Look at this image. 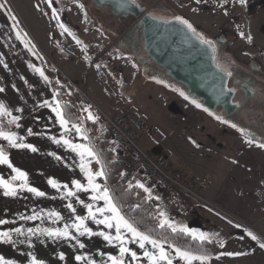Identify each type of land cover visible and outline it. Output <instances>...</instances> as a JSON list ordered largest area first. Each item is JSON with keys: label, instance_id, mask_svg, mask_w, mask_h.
<instances>
[{"label": "crops", "instance_id": "obj_1", "mask_svg": "<svg viewBox=\"0 0 264 264\" xmlns=\"http://www.w3.org/2000/svg\"><path fill=\"white\" fill-rule=\"evenodd\" d=\"M188 4H194L196 10L191 9L190 12H186ZM171 5L177 7V14L184 15L188 23L199 25L200 33L204 35V38L207 34L213 35L225 28L220 25L211 26L221 19L217 10L224 3L221 4L219 0L208 6H197L193 0H174ZM105 8L107 7H104V10L108 12V8ZM68 17L71 18V15ZM210 19L212 20L209 22L210 26L217 29L213 32L205 27ZM246 20L247 25L244 30H240V34L236 33L242 38L248 37L249 34L248 19L246 18ZM116 31L119 32L118 36L112 40L107 51L109 53L114 50L122 51L123 56H114L115 52L112 54L115 58H120L125 69L130 73L135 71L134 74H136L137 67H134L132 61L118 45L122 38L120 26L116 27ZM17 34H19V38H17ZM51 34L49 38L45 39L41 36L38 37L35 32H33V38L29 34L26 35L7 1L0 0V89H3L0 91V103H3L7 113H10L0 114V117L14 126L12 131L6 133H15L17 138H23L19 142L31 144L37 150L33 152L30 149L12 148L3 138H0V149L8 155L14 168L27 174L29 187L45 193L42 197L36 196L27 189L21 190L17 187L16 196H5L4 189L0 188V220L6 221V223L0 224V232H8L11 238L9 241L0 239V257H3L5 261H11L12 264H31L33 258L41 264H89V261H92L93 264H111L108 258L120 256V244L115 239L109 243L100 233L115 237V227L107 228L104 224L96 222L111 213L105 212L102 215L97 213L94 219L89 217L86 205L91 204L95 211L97 208L105 207V202L91 199L97 193L91 190H77L73 186L72 181L74 180L85 187L88 186V182L85 174L80 170L82 163L80 156L63 141L68 140L71 145L87 144L82 142L81 132L78 133L72 127L74 124L67 123L62 127L56 113L52 110L58 104L56 95L58 91H62V86L58 81H55V76L49 77L46 74L45 69H51L42 61L41 54L43 52L41 53V51H48L64 67L67 65L68 55L62 51V48L58 49L56 46L57 43H60V33L52 30ZM66 36L70 43H73L74 48L82 50L80 42H77L76 38L70 36L68 32ZM254 48L263 47L260 45ZM103 56L104 54H102ZM87 57L90 58V56L84 55V58ZM67 76L70 83L73 84L72 88L74 86L86 91L85 85L80 79L68 74ZM148 78L150 79L147 82L164 91L172 92L160 80ZM63 83L64 85L68 84ZM174 94L178 100H182L176 93ZM165 99L164 106L168 107L170 102H168L167 96ZM96 101L102 106L101 102ZM181 104L183 103L181 102ZM192 114V116H198L195 111H192ZM13 117H19V120L12 123ZM95 122L101 125L100 120L96 119ZM17 125L19 126L17 127ZM75 125L80 128L79 124ZM29 130H31V134H29ZM219 130L218 125L211 124L204 132H212L216 136ZM152 138L153 134L140 140L142 148L147 152L152 148ZM215 138H208L204 146L210 150H215L217 146L219 149L216 151H223L225 148L223 143L216 141ZM244 152L252 162V170L256 171L250 173L248 169H237L235 171L225 170L220 176L216 173L209 174L210 182L202 191L203 200L188 197L191 205L190 210H195L196 213L176 222L178 225L175 226L176 230L188 229L186 233L197 239L201 233H204L207 234V238L204 240L215 241L218 244V252L209 256L203 264H264V248L260 247L261 244H264V166L259 163V160L257 161L264 156V147L252 143V146L249 149L245 148ZM166 156L175 168L182 169L190 177L195 179L207 177V175H195V169L190 166L187 160L167 154ZM84 163L93 173L101 170L100 164L96 163L95 159L86 157ZM142 174L137 173L136 185L142 179ZM14 175L15 173L7 165H0V179L13 186H18L22 181L13 180ZM243 178L247 179L242 185H239V180ZM49 179L56 181L58 187L53 188L48 183ZM95 183L101 186V190L105 188L104 176L96 177ZM68 191H72L74 195L67 196ZM258 191L262 192L261 196L257 195ZM160 198L162 203H166L169 199L172 200L177 214L182 213L176 198L164 192L161 193ZM69 204L75 211L68 208ZM52 212L58 213L59 219L51 216ZM33 216L37 218L28 219ZM77 217L84 218V225L91 230L90 235H79L72 227L77 222ZM160 223L168 226L165 222L160 221ZM66 225L69 232L68 238L49 237L41 231L43 229L63 230ZM16 228H20L24 234L16 233L14 231ZM29 228L37 230L36 234H29L27 232ZM122 233L125 239L124 246L130 249V252L137 254L133 259L130 253H126L124 255L125 264H149L147 258L144 257V251L157 252V250L149 244L141 249L138 243L133 242L129 233L124 230ZM248 233L257 239L253 240ZM81 244L83 247H80ZM161 244L172 258L173 264H184L174 252L176 247L166 246L162 242ZM61 255H63V259L60 258ZM77 256L85 259L77 261ZM193 264H201V262L193 261Z\"/></svg>", "mask_w": 264, "mask_h": 264}, {"label": "rangeland", "instance_id": "obj_2", "mask_svg": "<svg viewBox=\"0 0 264 264\" xmlns=\"http://www.w3.org/2000/svg\"><path fill=\"white\" fill-rule=\"evenodd\" d=\"M6 1L25 34H29L31 38L34 36L33 32L44 39L52 35V30L60 33V43H57L56 46L58 49L62 48L63 50H61L68 55L65 67L62 63H58L48 51L40 50L41 53L43 52L41 54L42 61L49 65L52 71H55L53 70L54 66L49 63L48 59L59 68L60 77L55 76L54 79L56 82L58 81L60 86L66 80L62 75H72L82 81L87 95L103 110L110 113H127L132 117H142L153 126L152 148L148 153L153 155L163 152L172 157L177 156L179 159H185L195 169L194 174L197 176L207 175L208 182H210L209 174L211 173L220 176L225 170L248 169L250 173L256 171L252 170V162L244 152L245 148L249 149L252 146V142L239 134H230V131L229 134L218 132L215 140L223 143L224 150L216 151L219 149L217 146L215 150L205 147L208 138L206 133L202 131V126L208 129L211 124H215L214 122L192 105L183 100H178L174 92L169 93L147 82L150 78L145 75L135 61H132V64L137 67L138 72L136 74H134L135 71L130 73L125 69V66H122L120 58L114 57L123 56L122 51H112L115 52L114 56L112 52L107 51L112 40L118 36L117 33L119 32L116 31V27L125 24L124 22L118 25L116 21H123L124 18L111 16L104 10V7H96L91 0ZM133 1L147 9L152 16L163 20H171L180 15L177 14V7L171 5L174 0ZM219 2L224 3L217 10L221 19L211 26L220 25L240 34V29L235 28L232 23V15L238 12L248 19V37H251L249 41L248 37L241 38L242 36H238V40L247 46L262 45L264 48V0H244L243 3L240 0H219ZM191 9L196 10L194 4H188L185 11L190 12ZM68 15H71L72 19ZM211 21V19L207 21L205 27L213 32L217 29L210 26L209 22ZM189 24L200 27L191 22ZM130 25L131 22L121 31V42ZM65 29L70 36L80 42L83 51L74 48L73 43H70L68 36H66ZM117 30L119 31V29ZM28 39L30 40V38ZM102 54H104L103 57ZM84 55H88L90 58H84ZM67 78L69 77L67 76ZM69 85L73 84L69 83ZM73 90L78 97H75L71 89L64 87V85L60 92L65 100L75 104L78 113L93 128L94 135L105 140L106 146L115 153L116 150L112 142L105 138L102 124L95 122L97 118L79 99V93L74 86ZM166 96L170 102L168 107L164 106ZM96 100L101 102L102 106ZM192 111L198 113V116H192ZM89 114L94 119H89ZM168 160L170 161V159ZM258 160L264 166V156ZM141 178L139 184L144 185L143 190L146 195L160 200L161 189L150 180L148 175L142 174ZM246 179L239 180L238 184L242 185ZM160 212L164 214L159 216L160 221H166L168 226L173 225L174 227L178 226L177 221L191 217L196 213L194 210L189 215H183L181 212L177 214L170 199L166 203L163 202V208Z\"/></svg>", "mask_w": 264, "mask_h": 264}, {"label": "water", "instance_id": "obj_3", "mask_svg": "<svg viewBox=\"0 0 264 264\" xmlns=\"http://www.w3.org/2000/svg\"><path fill=\"white\" fill-rule=\"evenodd\" d=\"M91 1L96 7H108L114 16L130 20L127 33L135 53L131 56L129 50L123 52L142 70L143 66L156 69L155 79H172L186 89L190 99L209 110H218L219 114L247 97L240 83L216 65L212 46L201 43L197 35L200 27L193 26V33L176 18L154 17L133 0ZM178 17L188 22L184 15Z\"/></svg>", "mask_w": 264, "mask_h": 264}, {"label": "snow or ice", "instance_id": "obj_4", "mask_svg": "<svg viewBox=\"0 0 264 264\" xmlns=\"http://www.w3.org/2000/svg\"><path fill=\"white\" fill-rule=\"evenodd\" d=\"M240 2L243 3L244 0H240ZM13 19H15V18L13 17ZM176 20L179 23L183 24L189 31L195 33V29L193 28V26L191 24H189L186 20H182L180 17H176ZM61 27H64V26L61 25ZM65 31H67V29H65ZM241 35H243V34H241ZM17 38H19V34H17ZM247 39L250 41L251 37H248ZM200 40H201V43H205V44L210 43L209 41H207L203 38H200ZM229 75H230V73H229ZM0 91H3V89H0ZM181 95H183V93H181ZM185 98L187 99V97H185ZM193 103H195V101H193ZM196 107L199 108L200 105L196 104ZM52 110H53V112L56 113L57 119H58L59 123L61 124V126L62 127L65 126L68 123V121L64 119L63 114L60 111V106L57 104V106L55 108H53ZM0 114H10V113H7V110H6L3 103H0ZM217 118L219 119V117H217ZM89 119H94V117H92L91 114H89ZM17 120H19V117H13L11 122L15 123ZM222 122L227 123V121H222ZM18 126L19 125H17V127ZM231 126L234 128L236 127L235 124H232ZM72 127L75 128L78 133L81 131V129L79 127H77L76 125H73ZM29 134H31V130H29ZM0 138H3L4 140H6L9 144V146L12 148L30 149L33 152H35L37 150L31 144H25L23 142H19V141H22L23 138L22 137L17 138L15 133H6L4 131H0ZM56 142L59 143V141H56ZM63 142L65 144H68L69 147H71L73 149V151H76L77 154L80 156L81 161H82V163L80 165V170H81V172H83L85 174V176L87 178V182H88V186L85 187L80 182L74 180V181H72L73 186L77 190H83V191L91 190L92 192L97 193L96 195H93L91 197L92 200H103L105 202V207L97 208V209H95V211H93V206L91 204L86 205V207L88 208V211H89V217L94 219L97 213H100L101 215L105 212L111 213V215L105 217L104 219L96 221L97 223L104 224L107 228L115 227V231H116L115 237H112V236L104 234V233H100V235H103L104 239L106 241H108L109 243H111L113 241V239H115L120 244V248H119L120 256L119 257L110 256L108 258L109 261L111 262V264H125L124 255L126 253H130V255L132 256L133 259H135L136 255H137L135 252H130V249H128L127 247L124 246L125 239H124L122 230L129 233L132 237L133 242L138 243L139 247L141 249H144L146 244H149L152 246L153 249L157 250V252L144 251V257L147 258V260L149 261V264H173L172 258L164 250L161 242L157 239L152 238L149 234H146L145 232L138 230L137 227H135L133 225V223L129 222L123 215H121L117 206L113 203L112 198L109 196L108 189L105 187L101 190V186L98 185L97 183H95V178L104 176L105 173H104L103 169L93 173L91 170L88 169L87 164L84 163V160L86 157H90L92 159H95L96 163H98V164L100 163V160L98 159V157H97L96 153L93 151V149L88 145H80V144L71 145L68 140H64ZM249 142H251V141H249ZM260 147H264V144L260 145ZM0 165H7L8 168H10L13 173H15V175L12 177L13 180L22 181V183H20L18 186H13L11 183H8L5 180L0 179V188L4 189V195L5 196H16L17 195V187H19V189H21V190L27 189V191L34 193L36 196L42 197L45 195L44 192L38 191L36 188L28 186L27 174L18 168H14L13 165L11 164L10 160H9L8 155L2 149H0ZM48 183L53 188L58 187L56 181H54L52 179H49ZM137 187L144 188V185L138 184ZM145 191H147V189H145ZM66 195L71 197L74 195V193L72 191H68L66 193ZM68 208L75 211V209L72 207L71 204L68 205ZM50 215L59 219V214L56 212H52V213H50ZM160 215L163 216L164 215L163 212H161ZM36 218H37L36 216H33V217H29L28 219H36ZM4 223H6V221L0 220V224H4ZM165 223H166V221H165ZM72 227L76 230V232L79 235H85V234L90 235L91 234V230L84 225V218H82V217H77V222L75 224H73ZM169 227H172L173 231L176 230L173 225H169ZM67 228H68V226L66 225L65 229H63V230H60V229H43L41 231L44 234L48 235L49 237H65V238H68L69 232H68ZM81 229H82V231H81ZM14 231L20 235L24 234L20 228H16V229H14ZM182 231L188 232V229H182ZM27 232L29 234L35 235L37 230L29 228V229H27ZM248 235L251 236V238L253 240L257 239V237H255L251 233H248ZM206 238H207V234L201 233L199 235V239H201V240H204ZM0 239H2L4 241H9L11 238H10L8 232H0ZM80 247H83V244H81ZM169 247H173V246L169 245ZM260 247L264 248V244H261ZM174 252H175L176 256L184 262V264H193V261H200L201 264H203V262L208 259V257L206 255H197V254H194L190 250H181L180 248H174ZM229 255H232V254L229 253ZM60 258L63 259V255H61ZM81 259H85V258H83L81 256L76 257L77 261H79ZM0 264H12V262L11 261H5L3 257H0ZM31 264H41V262H39L35 258H33L31 260ZM89 264H93V262L89 261Z\"/></svg>", "mask_w": 264, "mask_h": 264}, {"label": "flooded vegetation", "instance_id": "obj_5", "mask_svg": "<svg viewBox=\"0 0 264 264\" xmlns=\"http://www.w3.org/2000/svg\"><path fill=\"white\" fill-rule=\"evenodd\" d=\"M107 11L111 16H114L109 8ZM116 22L118 25L125 22L124 25L120 26V29L123 30L129 25L130 20L124 18L123 21L117 20ZM197 35L210 42L216 65L228 75L230 73L229 76L240 83L245 89L243 94H248L247 97L240 98L242 101L226 107L225 111L219 114L218 110L212 111L202 106L196 107L197 103H193L194 100L188 97L186 89L172 79L165 77L162 81L160 79L156 80H160L167 89L176 93L179 98L195 107L196 110L204 113L220 127L219 132L229 134L230 131V134H239L252 143L264 144V48L247 46L238 40L236 32L226 28L220 29L213 35H207L206 38L200 32ZM218 35L219 39H216ZM228 41L231 42L227 44ZM131 43L130 33H127L118 45L121 46L122 50H129L131 56H134L135 50L132 48ZM142 71L148 77L155 79L156 69L153 67L143 66ZM222 121H227V123ZM232 124H235L236 127H232ZM205 129L202 126L203 132ZM205 133L207 138H215L214 133Z\"/></svg>", "mask_w": 264, "mask_h": 264}, {"label": "built area", "instance_id": "obj_6", "mask_svg": "<svg viewBox=\"0 0 264 264\" xmlns=\"http://www.w3.org/2000/svg\"><path fill=\"white\" fill-rule=\"evenodd\" d=\"M193 2L197 6H208L218 0H193ZM232 23L235 28L242 30L246 27L247 20L240 13L235 12L232 15ZM48 61L60 77L59 68L50 59ZM62 76L66 79L64 82L69 84V78ZM76 89L79 99L100 120L105 138L115 147L114 160L121 171L119 176L121 184L133 185L137 173L146 174L162 192L177 199L184 215L189 213L191 207L188 197L203 200L202 191L208 183L206 177L192 178L182 169L173 167L166 154L152 155L142 148L140 140L151 136L154 132V128L145 119L132 117L127 113H107L94 103L85 90L77 87ZM257 195L261 196L262 192L258 191Z\"/></svg>", "mask_w": 264, "mask_h": 264}, {"label": "trees", "instance_id": "obj_7", "mask_svg": "<svg viewBox=\"0 0 264 264\" xmlns=\"http://www.w3.org/2000/svg\"><path fill=\"white\" fill-rule=\"evenodd\" d=\"M45 72L49 77H59L55 71L45 69ZM64 86L70 88L75 97H78L69 84ZM56 97L64 118L70 124L80 125L82 142L90 146L100 160V167L105 173V187L121 215L133 223L138 230L149 234L166 246L172 245L181 250H190L194 254L207 257L218 252L219 246L215 241L199 240L182 230L173 231L170 227L161 224L159 216L163 208L162 201L146 195L144 190L136 184L130 186L121 184L119 181L120 168L116 165L114 153L106 146L105 140L94 135L93 128L78 113L74 103L65 100L60 91L57 92ZM13 128L12 124L0 117V131L10 132Z\"/></svg>", "mask_w": 264, "mask_h": 264}, {"label": "bare ground", "instance_id": "obj_8", "mask_svg": "<svg viewBox=\"0 0 264 264\" xmlns=\"http://www.w3.org/2000/svg\"><path fill=\"white\" fill-rule=\"evenodd\" d=\"M136 179V178H135ZM134 185H135V182H134Z\"/></svg>", "mask_w": 264, "mask_h": 264}]
</instances>
